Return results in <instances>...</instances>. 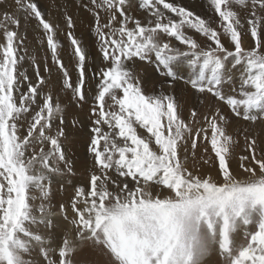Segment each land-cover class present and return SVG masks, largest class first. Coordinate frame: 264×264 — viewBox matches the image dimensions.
I'll list each match as a JSON object with an SVG mask.
<instances>
[{"label":"snow or ice","instance_id":"1","mask_svg":"<svg viewBox=\"0 0 264 264\" xmlns=\"http://www.w3.org/2000/svg\"><path fill=\"white\" fill-rule=\"evenodd\" d=\"M79 7L0 0V264H264V0Z\"/></svg>","mask_w":264,"mask_h":264},{"label":"rangeland","instance_id":"2","mask_svg":"<svg viewBox=\"0 0 264 264\" xmlns=\"http://www.w3.org/2000/svg\"><path fill=\"white\" fill-rule=\"evenodd\" d=\"M198 1H201V2L198 3V2H195V0H177V2L185 4L186 6L190 7L192 10L201 12L202 11V8H201L202 0H198ZM35 2L41 8V10L45 13L46 18L51 19L53 22H56L57 20H59L61 25H63V14L65 12L72 15L74 20L76 21V34L78 36H81L85 40V42L89 43L91 46L90 50L92 51V57H90V59H92L93 57L97 55L95 51V45L94 43H92L94 38L89 33L88 27H87L90 17L83 8L79 7L80 0H35ZM34 25H35V22L33 21L32 26H30L27 30V36H28L27 44H28L30 52H32L33 54H37L38 45L36 44V40L34 39V36H35V32L33 31ZM21 31L22 32L24 31L23 25H22ZM60 39L65 46L64 59L67 62L68 57L66 53L68 50L67 49L68 42L64 35H61ZM38 55L43 56L44 52L41 51L38 53ZM69 67L71 70V65H69ZM145 75L146 76L154 75L152 73L151 67H147L145 69ZM69 111L71 115L72 113L75 112V109L71 108ZM254 130L259 131L261 134V137L264 138V125L257 124L256 126H254ZM85 140H86L85 133H78L76 142L69 146V151L72 155V158L75 161V167L78 173L81 172L87 166V163H88L87 153H86V144L84 142ZM60 198H61V193H57L56 199L59 200ZM210 264H220L219 258L216 256L211 257Z\"/></svg>","mask_w":264,"mask_h":264},{"label":"bare ground","instance_id":"3","mask_svg":"<svg viewBox=\"0 0 264 264\" xmlns=\"http://www.w3.org/2000/svg\"><path fill=\"white\" fill-rule=\"evenodd\" d=\"M195 2H198V3H200L201 1L195 0Z\"/></svg>","mask_w":264,"mask_h":264}]
</instances>
